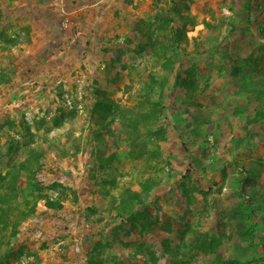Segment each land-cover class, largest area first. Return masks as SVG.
<instances>
[{"label":"rangeland","instance_id":"rangeland-1","mask_svg":"<svg viewBox=\"0 0 264 264\" xmlns=\"http://www.w3.org/2000/svg\"><path fill=\"white\" fill-rule=\"evenodd\" d=\"M261 43L264 0H0V264H264Z\"/></svg>","mask_w":264,"mask_h":264},{"label":"trees","instance_id":"trees-1","mask_svg":"<svg viewBox=\"0 0 264 264\" xmlns=\"http://www.w3.org/2000/svg\"><path fill=\"white\" fill-rule=\"evenodd\" d=\"M177 33H180V30H177L176 31V34ZM259 47L261 48V54H262V58L264 59V43H261L260 45H259ZM262 58H258V57H256V59H253L254 61H256V63L259 65V66H263V68H264V62H262L261 61V59ZM159 105V108H160V113L161 114H163V111H164V107L162 106V104L161 103H159L158 104ZM136 216H140V217H142L143 218V221H146V224H144L143 223V226L145 227V229H146V226H150L151 227V225H152V221H150L149 219H148V213H147V209H144V212H140V211H137V212H131V214H130V216L128 217V218H133V217H136ZM149 227V228H150ZM95 252H99V250H97V249H95V251H94V253Z\"/></svg>","mask_w":264,"mask_h":264}]
</instances>
